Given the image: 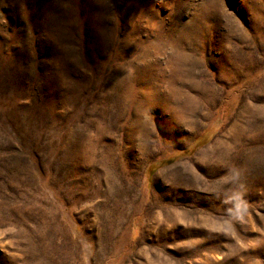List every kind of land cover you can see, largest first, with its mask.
<instances>
[{
  "label": "rangeland",
  "instance_id": "374dc122",
  "mask_svg": "<svg viewBox=\"0 0 264 264\" xmlns=\"http://www.w3.org/2000/svg\"><path fill=\"white\" fill-rule=\"evenodd\" d=\"M0 264H264V0H0Z\"/></svg>",
  "mask_w": 264,
  "mask_h": 264
}]
</instances>
